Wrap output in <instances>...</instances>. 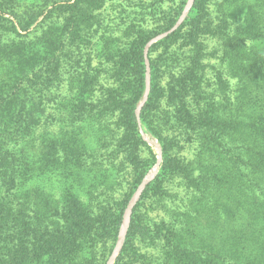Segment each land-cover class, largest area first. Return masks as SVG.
<instances>
[{
	"label": "trees",
	"instance_id": "obj_1",
	"mask_svg": "<svg viewBox=\"0 0 264 264\" xmlns=\"http://www.w3.org/2000/svg\"><path fill=\"white\" fill-rule=\"evenodd\" d=\"M187 1L61 3L0 45V264H264V1Z\"/></svg>",
	"mask_w": 264,
	"mask_h": 264
},
{
	"label": "rangeland",
	"instance_id": "obj_2",
	"mask_svg": "<svg viewBox=\"0 0 264 264\" xmlns=\"http://www.w3.org/2000/svg\"><path fill=\"white\" fill-rule=\"evenodd\" d=\"M11 1V0H9ZM19 1L18 3H16L17 5L14 6L13 8V12L11 13L10 9H7L8 12L5 14H0V45H3L5 43H8L10 41L13 40H18L21 41L22 43H28L29 41H35L36 38H38L41 34H43V32L46 31V28L48 27V25H51L53 23H57L62 21L65 16H67V12L61 14L60 16H56V8L55 6L61 3H71L74 2L75 0H15V2ZM120 1H125V2H144V5H146L148 2L152 1V0H104V5L103 8L101 9L102 15H105L106 18H112L113 17V13L111 12L112 10V5L111 4H117ZM192 0H188L187 1V5L185 7V10L187 11L190 4H191ZM208 1L209 5H210V10L212 12L213 15H216L217 11H218V4L221 3H225V2H229V1H233V0H206ZM264 1V0H261ZM252 0L250 1L251 4ZM106 7V8H105ZM55 8V9H54ZM259 8V6H254L252 7L251 10ZM51 9H53V12H49ZM24 10H27V16L26 18H35V16H37V20L35 21V23H33V25H31V27H29V29H27L26 31L20 29L19 27H17V31H13L12 30V24H17V18L22 15V12ZM264 12V9H261ZM256 21V20H255ZM257 22H260L257 21ZM261 23V22H260ZM264 33V31H263ZM247 44H248V48H251V46L253 47V53H264V39L260 38V39H254L252 40L251 38H248L246 40ZM218 42L215 41V39H209V46H215ZM250 46V47H249ZM215 67L218 68L220 71H223V67L221 65H218L217 63H215ZM224 74V72H223ZM237 79L236 78H232L231 79V84L233 86H235L237 84ZM148 144L150 145V147L152 148L153 152L156 154L157 157V161L154 164V166L151 168V170L147 173L146 177L144 178V180L142 181V183L140 184V186L138 187V189L135 191V193L133 194L128 207L125 211V214H127V222L125 225V228L123 230V234H122V238L120 239L119 236V242H118V247L121 244V241L123 239L126 227H127V223H128V219H129V213H130V208L133 205V203L136 201L139 192L141 191L143 185L145 182H147L149 179H151L154 174L157 172L158 169V163L160 160V146L159 143L157 142V140L155 138H151L149 136H145ZM124 214V216H125ZM124 219V218H123ZM122 226V225H121ZM121 230V229H120ZM112 257H114V255H112L110 257V259L108 260V262L110 260H112ZM113 262V260H112Z\"/></svg>",
	"mask_w": 264,
	"mask_h": 264
},
{
	"label": "bare ground",
	"instance_id": "obj_3",
	"mask_svg": "<svg viewBox=\"0 0 264 264\" xmlns=\"http://www.w3.org/2000/svg\"><path fill=\"white\" fill-rule=\"evenodd\" d=\"M126 222H127V214H125L124 216V219H123V222H122V226H121V230H120V239L122 238V234H123V230L125 228V225H126ZM112 260H113V257H112ZM112 260H110L107 264H112Z\"/></svg>",
	"mask_w": 264,
	"mask_h": 264
},
{
	"label": "water",
	"instance_id": "obj_4",
	"mask_svg": "<svg viewBox=\"0 0 264 264\" xmlns=\"http://www.w3.org/2000/svg\"><path fill=\"white\" fill-rule=\"evenodd\" d=\"M114 258V257H113ZM108 263V262H107ZM112 264H113V262H112Z\"/></svg>",
	"mask_w": 264,
	"mask_h": 264
}]
</instances>
